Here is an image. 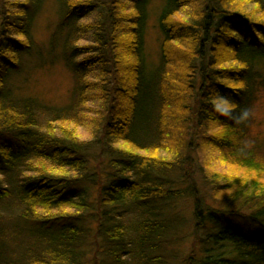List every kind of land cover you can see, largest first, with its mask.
Masks as SVG:
<instances>
[{"label":"trees","instance_id":"trees-1","mask_svg":"<svg viewBox=\"0 0 264 264\" xmlns=\"http://www.w3.org/2000/svg\"><path fill=\"white\" fill-rule=\"evenodd\" d=\"M45 1L0 0V169L32 173L18 187L0 179V264H85L101 239L111 264H166L183 220L173 204L190 194L197 229L222 210L245 222L198 231L199 264H264V158L249 143L264 91V0H160L155 68L156 0H55L57 32L91 15L81 27L93 38L68 44L82 55L66 56L73 102L41 125L42 105L18 97L13 78L38 46ZM81 128L95 139L104 132L111 174L91 165ZM195 151L219 207L177 187ZM123 209L137 211L133 227L110 221Z\"/></svg>","mask_w":264,"mask_h":264},{"label":"rangeland","instance_id":"rangeland-1","mask_svg":"<svg viewBox=\"0 0 264 264\" xmlns=\"http://www.w3.org/2000/svg\"><path fill=\"white\" fill-rule=\"evenodd\" d=\"M160 2V0H156L152 4L154 9L150 20L147 43L149 62L154 68L160 63V33L156 27L158 12L156 8L160 6ZM58 10L59 6L55 0L45 1L35 27L38 46L34 50V55L25 58L24 64L13 78V86L18 97H33L42 105L43 108L39 111L41 125L49 119L50 112L59 108L68 107L73 102L75 77L66 64V56L71 60L78 61L82 55L78 51H68V44L70 43V46L76 49L80 45L90 43L93 38L91 31L81 27V24L92 21L94 16L90 15L89 17L79 19L71 32L65 29L61 33L57 32L60 23ZM56 34L59 35L53 38ZM86 75L88 77H94V73L90 70H87ZM93 106L94 109L98 108L97 104ZM254 118L255 123L252 127L249 143L250 147L256 149L257 153L264 158V91L261 93L260 101L254 111ZM94 125L96 126V124ZM80 131L82 137L91 142L89 143L91 144L90 150L93 155L91 165L93 166L94 164L100 167L103 176L111 174L113 172L110 164L112 154L104 138V132L101 133V139H95L89 130H83L81 128ZM194 156L193 163L187 170L188 177H185L182 182H178L177 187L188 191V194L195 187L198 194L206 199L205 202L210 207H219L213 195L212 187L204 179L200 161L201 157H198L200 154L195 151ZM4 171L6 170L0 169V179L5 180V185L11 182L13 187H18L21 184V180H24L27 175L32 174L24 167L19 173L11 172V174H4ZM92 197L90 200L93 199ZM194 199V195L190 194L184 198L177 199L173 204L174 209L172 213L178 214L183 220L180 221V226L177 228L176 243L170 246L171 255L165 258L166 264H199L198 261L202 257V243L198 240L196 242L198 231L200 236H203L206 232H209L208 230L217 231L223 226L237 227V225L239 226L245 223L241 217L233 215L228 210H222L208 219L210 229L208 227L197 229V222L193 216ZM14 207L13 203L8 202L2 208L6 214H13L12 209ZM102 211H106V208H102ZM109 214L110 221L117 222V219H119L118 221L124 222V224H130L132 227L138 219L137 211L134 209H123L119 212H110ZM122 216H124V221H122ZM104 219H106V222L109 221L105 216L103 217ZM241 228L246 232L255 233L246 226H241ZM89 247L91 250L89 251L85 264H93V260L97 264L113 263V260L107 256L106 250L108 247L103 239H101V247L95 248L94 245ZM193 257L195 258L193 259Z\"/></svg>","mask_w":264,"mask_h":264}]
</instances>
